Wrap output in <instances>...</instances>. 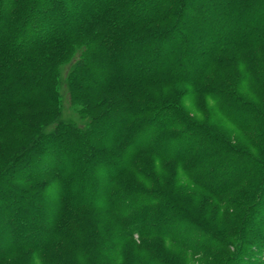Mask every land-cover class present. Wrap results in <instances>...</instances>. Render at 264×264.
<instances>
[{
	"label": "trees",
	"instance_id": "obj_1",
	"mask_svg": "<svg viewBox=\"0 0 264 264\" xmlns=\"http://www.w3.org/2000/svg\"><path fill=\"white\" fill-rule=\"evenodd\" d=\"M73 41L85 44L68 78L72 101L92 111L84 127L60 118L55 91ZM92 69L100 85L79 94ZM250 70L248 92L239 83ZM186 87L213 102L196 107L203 120L181 107ZM255 90L264 93V0H0V264H28L16 259L26 251L30 264H113L96 257L124 237L263 263L264 99ZM41 108L40 120L25 112ZM204 194L209 210L221 196L224 213L240 207L219 235L193 213ZM94 207L117 217L105 220L114 241Z\"/></svg>",
	"mask_w": 264,
	"mask_h": 264
},
{
	"label": "rangeland",
	"instance_id": "obj_2",
	"mask_svg": "<svg viewBox=\"0 0 264 264\" xmlns=\"http://www.w3.org/2000/svg\"><path fill=\"white\" fill-rule=\"evenodd\" d=\"M81 41L82 40H79V42ZM74 42L75 41H73V43ZM84 45H85L84 43L77 44V41L75 42L72 52L69 53L68 56L66 54L65 61L58 63L57 70H56L57 77H55V91L60 100V118L64 121L68 120L79 127H84L86 125V123L89 121V117H91L92 111L85 110L81 106V104L72 101V95H71V92L68 86V82H69L68 78H69L70 65L78 58V55L81 54L82 50H84L85 48ZM95 48H96L95 41H91L88 47L89 54L87 55L89 59L97 58ZM96 72L98 71L97 70L93 71V69L89 70V74L93 77L91 79H95V81L90 82L89 80V84H86V85L84 84L83 89L84 88L85 89L83 90L80 88L79 94H81L82 92V94L84 93V95L87 96L88 88H94L95 86L100 85V82L96 80L97 79ZM252 72L253 71L251 70L247 72V76H245L244 79L239 83V89L244 88V90L252 91L251 85L249 83L250 74ZM209 74H211V72L208 70V73L205 76V81L208 80ZM181 87H184V85H177V87H175L174 89L181 88ZM141 88H144V87H141ZM148 89L150 90L151 88H148ZM186 90L187 92L184 94V96L181 98V101H180L181 107L186 112H188L189 116H191L192 118L196 120H203L202 115L199 114V111L197 112L196 107L199 105H202L204 108L207 109V112H208V108L210 109L213 107V102H211L207 97L203 96L202 94L194 92L191 88L186 87ZM166 92L169 93V91H166ZM258 94H264V93L262 92L259 93L255 90L254 96L258 99H264V96L258 95ZM137 101H141L140 96ZM9 109L10 107L8 108V110ZM93 111L99 112V109H94ZM25 112L28 114L34 112L33 117L35 119L40 120L41 118L43 119L46 116V112H48V108H41L39 110L27 109ZM216 117L217 116H215L214 118L216 119ZM217 119H219V120H216L218 124H223L227 131L233 132L235 136L233 137V140H236L238 143H243L242 141H240V135L238 131H236L228 122L224 121L220 117H218ZM211 122L215 124V121L212 119H211ZM51 127L52 125L47 126L46 129L49 130ZM138 163L139 165L141 164V158H140V161L137 160L134 165H137ZM175 168H176L175 169L176 172L180 174V178L183 179V176L181 175L182 170H181L180 165L177 164ZM182 179L180 180V183L190 186L189 182H185V180H182ZM203 196H204L203 198L205 199V201L203 202L205 203H202V200H203L202 198L199 199L200 201L199 203L202 204L200 208L201 207L203 208L199 210V212L197 211L193 213L205 221L209 220L208 228L214 229L213 231H215L216 234L219 235L218 230L220 226H222L221 228H223V224H227L230 221L233 222L234 218L237 216L236 213H238L240 207L237 205H233L232 213H228V212L224 213L223 208L220 209L216 207V203L218 204L221 201L226 202L230 198L227 196H221L216 199V202H212V201L210 202L212 203V205L209 210L208 209L209 195L204 194ZM186 200L191 201L188 199ZM94 210L97 211L95 213L97 218L99 215L100 216L102 215L101 220H99L100 224L98 223V221H96L98 228L100 230V234L106 237V239H104L106 240V243L107 242L110 243V238H112V240L114 241L116 239V227H113L114 225H110V224H113L112 222L109 225H107L105 220H107V218L109 217L108 214L113 215L116 222L118 221L117 217L110 210L101 209L97 207H94ZM102 212L103 214H101ZM88 214L89 212H86V215ZM143 240H144L143 244L147 246L144 247L141 245L140 247H137V245H135L138 243L137 239L135 238L126 239V237H124L121 240H118V243H121L118 246H113L111 248L107 246L106 248H108V250H106L105 252H100L96 257V261L97 262H113V264H119V262H124L125 264H140V261L147 257L157 256V257H163V258L166 257L168 259L176 260L179 262V264H235L234 262H224L225 256L229 254V251L227 250V248L216 249L215 251L206 249L204 251H195L192 253H189V252L187 253L185 250H183L179 246L169 245L166 240L161 239V238L148 237V238H144ZM145 241L147 242V244L145 243ZM19 252H23V251H19ZM124 255H126L125 260H123ZM32 258H33V255H31L29 252L26 251V252H23L17 255L16 259H17V262H27L28 264H30L31 263L30 261L32 260ZM83 258L84 256L74 257L73 259L70 260V264H81L82 262H84ZM34 259L36 258L34 257ZM237 263L238 264H264V262L263 263L262 262H237Z\"/></svg>",
	"mask_w": 264,
	"mask_h": 264
}]
</instances>
